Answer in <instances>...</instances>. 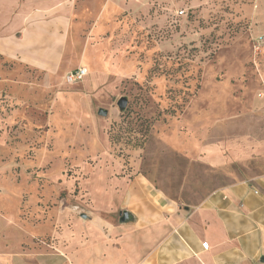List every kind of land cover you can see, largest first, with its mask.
I'll use <instances>...</instances> for the list:
<instances>
[{
	"label": "rangeland",
	"instance_id": "rangeland-1",
	"mask_svg": "<svg viewBox=\"0 0 264 264\" xmlns=\"http://www.w3.org/2000/svg\"><path fill=\"white\" fill-rule=\"evenodd\" d=\"M76 1L57 72L0 56V264H133L147 189L183 209L264 180V0Z\"/></svg>",
	"mask_w": 264,
	"mask_h": 264
},
{
	"label": "crops",
	"instance_id": "crops-1",
	"mask_svg": "<svg viewBox=\"0 0 264 264\" xmlns=\"http://www.w3.org/2000/svg\"><path fill=\"white\" fill-rule=\"evenodd\" d=\"M109 7L104 2L101 15ZM84 8L76 0H0V56L50 77L62 65L74 17ZM256 184L261 189L235 183L183 209L147 189L155 214L144 203L136 204L142 211L127 212L121 256L130 254L133 264H264V180ZM116 257H109L111 264L124 263Z\"/></svg>",
	"mask_w": 264,
	"mask_h": 264
},
{
	"label": "built area",
	"instance_id": "built-area-1",
	"mask_svg": "<svg viewBox=\"0 0 264 264\" xmlns=\"http://www.w3.org/2000/svg\"><path fill=\"white\" fill-rule=\"evenodd\" d=\"M256 47H264V35L257 36L255 38ZM88 70L84 67H79L73 71L65 74L64 82L67 84H77L83 81L87 76ZM202 248L206 249V244L202 245Z\"/></svg>",
	"mask_w": 264,
	"mask_h": 264
},
{
	"label": "water",
	"instance_id": "water-1",
	"mask_svg": "<svg viewBox=\"0 0 264 264\" xmlns=\"http://www.w3.org/2000/svg\"><path fill=\"white\" fill-rule=\"evenodd\" d=\"M126 99L124 97L120 98L117 102V106L120 110H123L126 107ZM98 115L105 117L107 115L106 111L99 110ZM81 218L85 219V215H81ZM129 214L125 211L122 213L120 218V223H126L128 221ZM261 262H264V257H262Z\"/></svg>",
	"mask_w": 264,
	"mask_h": 264
}]
</instances>
